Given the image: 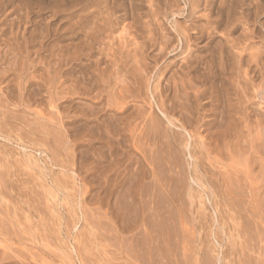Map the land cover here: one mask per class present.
<instances>
[{"label":"rangeland","instance_id":"374dc122","mask_svg":"<svg viewBox=\"0 0 264 264\" xmlns=\"http://www.w3.org/2000/svg\"><path fill=\"white\" fill-rule=\"evenodd\" d=\"M220 261L264 264V0H0V264Z\"/></svg>","mask_w":264,"mask_h":264},{"label":"bare ground","instance_id":"6f19581e","mask_svg":"<svg viewBox=\"0 0 264 264\" xmlns=\"http://www.w3.org/2000/svg\"><path fill=\"white\" fill-rule=\"evenodd\" d=\"M170 122V121H169ZM171 125L172 124H174V123H170ZM175 125V124H174ZM160 129V128H159ZM188 149V148H187ZM197 167V166H196ZM158 168V167H157ZM194 182V181H193ZM211 182H212V180H211ZM177 185V184H176ZM156 188V187H155ZM160 190V189H159ZM237 190V189H236ZM143 192V191H142ZM171 193V192H170ZM263 194V193H262ZM177 199V198H176ZM239 206H240V204H239ZM230 208V207H229ZM171 215V214H170ZM173 216V215H172ZM218 216V215H217ZM251 221V220H250ZM251 223V222H250ZM246 226V225H245ZM244 229H246V228H244ZM261 230V229H260ZM249 235V234H248ZM258 235V234H257ZM249 238V237H248ZM251 240V239H250ZM255 247H256V245H255ZM250 250V249H249ZM223 252V251H222ZM223 254V253H222ZM246 254V253H245ZM248 257V256H247ZM248 260V259H247ZM250 260V259H249ZM258 260V259H257ZM219 261V260H218ZM222 261H224V259L222 260ZM221 262V261H220ZM255 262V261H254ZM225 263V262H224ZM221 264H222V262H221ZM247 264V263H246ZM249 264H251V263H249Z\"/></svg>","mask_w":264,"mask_h":264}]
</instances>
